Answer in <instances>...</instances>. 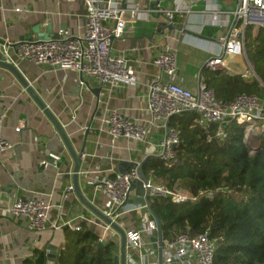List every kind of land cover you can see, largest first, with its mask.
<instances>
[{
    "label": "crops",
    "instance_id": "1",
    "mask_svg": "<svg viewBox=\"0 0 264 264\" xmlns=\"http://www.w3.org/2000/svg\"><path fill=\"white\" fill-rule=\"evenodd\" d=\"M109 1L120 6L135 1L142 11L150 7L158 11L150 17L139 13L136 20L127 23L122 35L112 43L114 52L124 56L135 72L137 83L134 87L110 90L92 78L80 77L76 72L34 66L28 62H20L16 66L63 127L73 149L76 152L83 149L78 184L86 199L104 213L110 205L99 187L101 180L114 173L127 171L133 163H142L150 156H157V144L165 135L162 124H149L150 116L146 111L148 90L157 75L152 65L156 52L160 48L176 50L175 82L196 93L198 84L204 82L202 71L206 61L221 51L217 41L226 32L237 2ZM176 5L189 6L190 12L181 19L178 26L170 29L161 12L173 10ZM215 12L218 15L213 20ZM84 16L82 0H2L0 40L18 42L20 37H24L36 41L37 35L31 31L35 26L51 40L80 37ZM227 59V67L223 72L248 78L244 76L249 63L245 55ZM97 89L99 93L96 96L94 91ZM111 111L148 125L146 140L138 143L121 139L112 145L108 136L101 131L102 120ZM0 115H3L2 135L12 145L9 151L0 154V264H55L63 246V229L67 223L87 226L95 224L99 235L103 233V223L68 191L71 188L68 176L72 173L73 163L62 141L13 75L2 68ZM19 124L21 129L16 132ZM50 155L58 157L55 165ZM135 197L134 191L130 198ZM33 198L44 200L51 207L48 212L49 226L43 232L28 231L24 219L4 212L15 200ZM143 216L152 219L148 211L141 210L139 205H129L118 217L117 224L127 233L136 227ZM110 236L118 238L113 231ZM155 237L156 232L142 235L139 251L141 264L157 263V251L151 242ZM53 253L54 260H51L47 256ZM162 261L163 264H176L173 256L168 253H162ZM188 264H192V261L189 260Z\"/></svg>",
    "mask_w": 264,
    "mask_h": 264
},
{
    "label": "built area",
    "instance_id": "2",
    "mask_svg": "<svg viewBox=\"0 0 264 264\" xmlns=\"http://www.w3.org/2000/svg\"><path fill=\"white\" fill-rule=\"evenodd\" d=\"M82 2L85 16L80 37L47 42L7 40L0 45V60L15 67L20 62H28L34 66H48L76 72L96 80L101 86L110 90L134 87L137 83L135 72L129 67L124 56L114 52L112 43L122 35L127 23L136 20L139 13L150 17L158 11L151 7L142 11L135 1L126 2L123 6L109 0H82ZM189 12V6L176 5L173 10L161 13L165 17L167 26L175 27ZM217 15L218 12L213 14V20ZM231 16L226 32L217 41L221 51L206 61L205 69L213 72L223 71L227 67V58L245 55L246 28L250 26L256 31L264 27V0H237L236 9ZM176 53V50L170 48H160L156 52L152 65L157 70V75L149 87L146 98L149 124L159 123L165 127V135L157 144L159 149L157 157L164 162L165 167L170 168L175 163L174 148L178 146L180 140V131L168 127L167 124L170 118L186 113L197 115L198 123L205 131L209 125H216L214 136L219 139L224 137L225 126L233 122L242 127L243 142L248 145L252 141L257 147L264 137V100L254 95H239L231 103H222L216 100L214 93L202 81L198 84L196 93L182 88L175 82ZM247 66L248 70L244 76L255 77L249 63ZM2 119L3 115H0V154L12 148L2 135ZM20 129L21 124L15 131L18 132ZM101 131L108 136L112 145L121 139L141 143L148 136L149 126L111 111L102 120ZM255 148L250 153H253ZM51 159L52 164L55 165L58 157L52 156ZM140 164L133 163L127 171L114 173L113 176L105 177L100 182L99 187L110 205L105 216L115 223L120 216L115 214V211L129 196L130 184L138 180L137 169ZM145 177L143 188L148 200L160 197L179 204L190 199L178 189H169L162 183L156 182L152 171H149ZM213 195L214 192H210L205 196L211 198ZM139 207L141 210H147L144 206ZM50 208L48 202L33 198L15 200L4 212L12 217L24 219L28 231L43 232L49 226ZM65 227L76 232L81 230L80 225L70 223ZM103 228V233L99 235L95 224L89 226L91 232L98 234L100 241L111 237L110 227L103 223ZM154 232H156L154 221L145 216L133 230L125 232L126 264H141L139 252L141 237ZM129 253L132 255L128 256ZM162 253L171 254L176 264H188L189 260L192 264H214L215 246L207 233L195 236L181 234L173 241L163 240Z\"/></svg>",
    "mask_w": 264,
    "mask_h": 264
},
{
    "label": "trees",
    "instance_id": "3",
    "mask_svg": "<svg viewBox=\"0 0 264 264\" xmlns=\"http://www.w3.org/2000/svg\"><path fill=\"white\" fill-rule=\"evenodd\" d=\"M245 56L255 77L202 71L217 101L231 103L239 95H263L264 27L255 32L246 28ZM168 127L180 131L175 163L167 168L157 156H150L142 171L145 176L152 171L155 180L190 199L179 204L160 197L149 199L162 239L207 233L215 246L214 264H264V137L250 153L242 127L233 122L225 126L222 139L214 136L216 125L205 131L193 113L170 118ZM210 192H214L211 198L205 196ZM80 226L78 232L64 227L55 264H112L118 253L115 239L100 241L89 226Z\"/></svg>",
    "mask_w": 264,
    "mask_h": 264
},
{
    "label": "water",
    "instance_id": "4",
    "mask_svg": "<svg viewBox=\"0 0 264 264\" xmlns=\"http://www.w3.org/2000/svg\"><path fill=\"white\" fill-rule=\"evenodd\" d=\"M173 27H170L172 29ZM35 35H37V42H47L51 41V39L48 37L47 34L41 33L39 31V27L35 26L31 30ZM20 41L26 40L24 37L19 38ZM30 41V40H29ZM3 44V41L0 40V45ZM0 68L5 69L10 74L13 75V77L17 80V82L20 84V86L24 89V91L28 94V96L34 101V103L38 106V108L42 111L44 116L48 119V121L51 123L53 128L55 129L58 137L63 143V146L70 157L72 163H73V169L72 173L68 176L71 179V188L68 190L69 192L73 193L77 199V201L90 213H92L97 219H99L102 223L109 226L110 229L116 234L118 237L115 239L116 244L118 245V255H116L113 258L112 264H126V236L125 231L119 227V225L113 221H111L108 217L105 216V213L95 208L89 200L86 199V197L82 194L79 184H78V175H79V168L81 164V158L83 155V149H80L79 151H75L70 143V140L64 131L63 127L60 125V123L57 121V119L51 114V112L47 109V107L44 105V103L38 98V96L35 94L33 89L31 88V85L24 79V77L21 75L19 70L8 63H5L4 61L0 60ZM80 77L82 76L79 74ZM99 93V89L94 91V94L97 96ZM51 159V157H50ZM52 160V159H51ZM146 159L142 161V163L139 165L137 171H138V180L134 183H131L128 189V195L135 191L136 197L134 199L126 198V200L121 204V206L118 207V209L115 211V214L121 215L123 212V209L126 206L129 205H139L146 207L148 213L150 214L152 220L155 223L156 228V237L151 239L152 247L154 250L157 251V263L156 264H163L162 261V237H161V224L158 221V219L150 212L149 209V200L145 196L143 184L146 182V177L143 174L142 171V164L144 163ZM101 243L99 244V247H101ZM48 258H51V260H54V253L51 255L49 254L47 256Z\"/></svg>",
    "mask_w": 264,
    "mask_h": 264
},
{
    "label": "rangeland",
    "instance_id": "5",
    "mask_svg": "<svg viewBox=\"0 0 264 264\" xmlns=\"http://www.w3.org/2000/svg\"><path fill=\"white\" fill-rule=\"evenodd\" d=\"M260 98H262V99L264 100V93H263V95H262ZM255 147H256V145H255V143L252 142V141L248 144V148H249V151H250V152H251L252 149L255 148ZM155 181H156V182H159V181H157V180H155ZM117 255H118V253H117Z\"/></svg>",
    "mask_w": 264,
    "mask_h": 264
}]
</instances>
